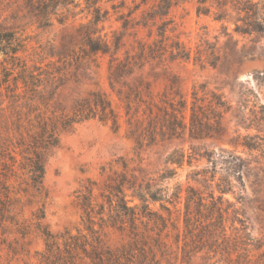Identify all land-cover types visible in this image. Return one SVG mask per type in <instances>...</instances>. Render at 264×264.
I'll return each mask as SVG.
<instances>
[{"label": "rangeland", "instance_id": "rangeland-1", "mask_svg": "<svg viewBox=\"0 0 264 264\" xmlns=\"http://www.w3.org/2000/svg\"><path fill=\"white\" fill-rule=\"evenodd\" d=\"M27 1L0 0V33L14 32L13 47L20 49L17 58L11 60L0 45V76L6 83L0 90V173L6 175L12 157L18 160L16 167L22 162L15 152H19V139L28 138L29 122H55L90 91L99 90L107 96L118 116V126L92 119L61 133L59 147L46 157V200L30 206L23 197L16 210L28 226V235L22 238L14 227L13 231L0 227V264H94L84 249H59L48 255L34 214L44 208V224L55 234L69 231L87 236L83 206L88 191H93L95 212L105 205L108 213L109 197L119 183L126 187L150 184L153 191H161L174 202L163 203L172 211L170 217L160 203L152 205L153 211L169 220L165 231L168 249H161L166 255L161 264H264V35L236 33L233 22L198 15L195 1L174 6L167 20L157 18L144 24L143 18L159 0H100L98 6L109 15L98 29L108 41L124 37L117 55L120 60L127 52L136 54L140 44L158 50V28L164 21L169 38L165 44L170 47L179 42L191 55L190 60L146 64L139 75L150 85L152 96L143 88L131 92L136 90L135 75L116 86L122 95L119 97L110 87V56L99 55L83 68L74 58L83 57L77 29L92 19L87 0H76V9L71 5L59 7L53 24L47 27L31 17ZM59 19L65 23L61 25ZM69 41L75 46L74 55L68 51ZM26 65L35 67L36 75L42 77H37V85H43L36 88L37 92L26 88L22 77L12 71ZM212 95L221 99V108L213 103ZM185 101L187 106L181 109ZM194 110L196 120L192 124ZM220 155L222 159L230 155L239 158L237 163L244 171L241 181L235 180L221 160L216 169L208 162V157L218 159ZM169 157L178 158L182 165L167 164ZM168 169L175 170L171 178L166 175ZM19 173L20 182L27 181L26 173ZM227 179L232 181L231 188L226 186ZM10 183L15 190L25 188L15 180ZM226 188L229 190L220 208L230 213L224 214L223 221L230 239L224 241L218 232L207 231L223 223L213 208L199 207L194 201L200 196L210 205L211 197L216 200ZM178 192L180 200L175 198ZM125 194L129 206L139 203L132 202V190H125ZM188 196L193 199L190 208L198 214L203 233L198 234L195 244L190 243L191 249H181ZM232 210L238 211L242 222ZM94 217V229L100 231L102 222L98 215ZM125 226V233L105 228L102 238L110 248L129 243V224ZM151 227L158 232L159 224L152 222ZM102 250H126L128 256L121 264H135L134 249ZM86 251L91 253L92 249Z\"/></svg>", "mask_w": 264, "mask_h": 264}, {"label": "trees", "instance_id": "trees-1", "mask_svg": "<svg viewBox=\"0 0 264 264\" xmlns=\"http://www.w3.org/2000/svg\"><path fill=\"white\" fill-rule=\"evenodd\" d=\"M195 1L197 4L196 12L198 15L210 16L213 15L217 22H233L235 25V32L240 34H261L264 35V0H159L158 4L153 7L151 13H147L143 18L144 24H148L149 21H155L157 18L161 20H167L170 10L183 2ZM146 1H144L145 3ZM100 0H87V9L92 15V19L88 24H81L77 29V37L81 42V52L83 57H74L76 63L81 68L87 65L88 60H94L97 56H110L109 67V82L113 91H116L117 85H123V81L136 76V90L142 88L148 94L152 96L151 88L148 83L145 82L144 77L139 75V72H143L147 63L151 61H169L176 60H190V53L179 43L176 42L170 47L167 46V24L164 21L158 28L161 41L158 50L147 46L146 44H140L138 52L134 55L127 52L124 59L120 60L117 57L121 48L124 46L123 36L115 38L114 41H108L100 35L98 25L107 20L109 12L103 10L98 4ZM78 7L76 0H28L27 7L31 17L41 27L51 26L53 24V17L57 16L58 8L63 6ZM61 25L65 23L64 19L58 21ZM126 28V25L123 26ZM16 41L14 32L0 33V45L2 46L1 52L7 57L12 59L17 58L16 55L20 52V49H15L14 42ZM158 42V43H159ZM69 41L65 48L74 55L75 46L71 45ZM71 51L70 49H72ZM66 51V53L68 52ZM168 54L169 56L166 57ZM60 54L59 56H63ZM69 56V55H68ZM36 68L26 65L25 67H17L12 69L17 76L22 77L23 85L26 88H42L43 85H37L41 76L36 75ZM51 74V73H50ZM39 79H38V78ZM6 83L3 77L0 76V90ZM37 88V89H36ZM142 89V91H143ZM117 94L122 96L118 91ZM141 92V91H139ZM216 101L215 105L218 108L223 106V102L216 95H212ZM196 100V98H195ZM187 106L186 101L183 103L181 109H185ZM194 108V107H193ZM197 109V107H195ZM191 117V122L194 124L196 120V114ZM264 116V109H263ZM98 119L104 124L111 123L112 127L118 126V116L109 101L107 96L99 90L90 91L88 96L83 99L75 101L72 105L69 113L62 112L58 115V119L55 122L43 119L37 124L30 123L27 126V137L19 139L17 145L19 154L22 158L19 166L16 167L18 160L14 156L12 161L8 163V168L5 170L6 175L0 173V227L18 233L25 238L28 235V226L25 225V221L21 222L19 215L21 212L16 213L17 207L22 204L23 197L27 198L30 206L39 205L43 203L47 198V191L44 186V179L46 175L45 163L46 157L50 150L59 147L61 133L71 129L74 125L92 120ZM222 116L217 121V125L221 126ZM246 148H250L245 145ZM1 147V146H0ZM222 155L218 159H214L213 156L208 157V162H211L215 169L218 161H222L227 166V171L233 173L235 180L241 181L244 176L242 167L237 163L239 158L230 155L229 159H222ZM180 158H183L180 157ZM181 160L175 157H169L166 160L167 164L182 165ZM19 170H22L28 176L27 181L20 182L21 176ZM175 170L168 169L166 175L171 178L174 176ZM167 178V177H166ZM15 180L17 184L22 186L25 184V188L21 187L19 190H15V187L11 182ZM20 182V183H18ZM232 181L227 179L228 187H232ZM133 188V189H131ZM125 190H132L133 201L139 203L134 206H129V201L126 199ZM193 192V189L190 188ZM229 190L228 188L221 191V196L216 200L212 196V202L210 205L205 204V199L198 196L194 201L199 207L213 208V214L217 216L218 220L224 221V214H230L229 211L220 208V204L223 202V195ZM195 192V191H194ZM87 196V203L83 206L85 215L87 216V236L72 235L71 232L66 231L64 233H53L47 225L44 224L45 211L44 208L38 209V212L34 214L37 220L36 230L45 242V249L48 255H54L59 249H84V254L94 264H121L122 258L128 256L126 250L114 252L112 250L102 249H134L132 254H135V264H161L162 260L166 259L164 251L161 249H168L165 242V231L168 229L169 220L160 215L158 212L153 211L152 205L160 203L163 210H165L170 217L172 211L170 208L163 205V203L173 204L174 202L168 201L167 196L163 195L161 191H153L151 185L146 187L139 185L137 187H126L125 183H119L111 193L109 197V211L106 213L105 205H101L98 212H95V205L92 203L93 191L89 190ZM181 192H178L175 196L177 200H180ZM193 199L187 197L185 213H184V245L181 249H191L195 244V239L198 238V234L203 233L200 227L199 220L192 210L191 204ZM193 202V203H194ZM232 213L236 216L238 222H242L238 217V211L232 210ZM231 213V214H232ZM99 216L101 223V230L96 231L94 229L95 217ZM211 218V217H210ZM210 218H207L210 220ZM206 219V220H207ZM152 222L159 224L158 232L154 233L151 227ZM126 224H129V243L117 248H110L102 238L105 228H113L119 230L122 233L126 232ZM221 224V223H220ZM177 228V227H176ZM220 230V231H218ZM205 231V230H204ZM208 233L220 234V238L224 241L230 239L227 234V228L222 223L218 229H207ZM190 239V240H188ZM236 239V238H235ZM181 240L180 234L176 240L179 246ZM86 249H92L91 253ZM101 249V250H100ZM197 249V248H194ZM244 249V248H242ZM136 252V253H134Z\"/></svg>", "mask_w": 264, "mask_h": 264}]
</instances>
